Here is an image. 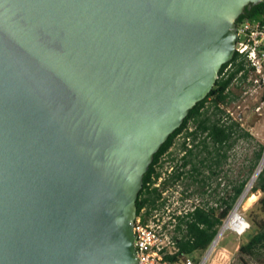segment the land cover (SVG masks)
Segmentation results:
<instances>
[{
    "label": "water",
    "instance_id": "obj_1",
    "mask_svg": "<svg viewBox=\"0 0 264 264\" xmlns=\"http://www.w3.org/2000/svg\"><path fill=\"white\" fill-rule=\"evenodd\" d=\"M262 1L0 0V264H138L144 176Z\"/></svg>",
    "mask_w": 264,
    "mask_h": 264
},
{
    "label": "trees",
    "instance_id": "obj_2",
    "mask_svg": "<svg viewBox=\"0 0 264 264\" xmlns=\"http://www.w3.org/2000/svg\"><path fill=\"white\" fill-rule=\"evenodd\" d=\"M264 13V1L258 5L251 4L244 14L237 20V26L245 19L259 18ZM231 64V65H230ZM244 59L235 53L233 59L222 66L218 79L207 97L192 108L183 124L176 129L154 155V160L144 176V186L137 199V216L145 208L144 220L155 211L162 210L167 204L163 189L170 184L174 186L180 182L185 184L186 195L207 192L209 179L220 175L228 160L229 152L240 137L249 138L250 134L243 130L236 120L227 115L224 106L238 99L239 90L247 84L251 74ZM264 100V93L260 96ZM240 133V134H239ZM179 142V143H178ZM179 146V156L173 148ZM264 147L256 153V164L250 173L257 168L263 157ZM166 163L174 164L168 178L156 187L159 179L164 175L163 167ZM252 175L250 174L240 184L234 187V193L227 199L223 198L218 210L217 206L196 205L187 214L178 217L177 231L180 236L174 238L180 248V254L192 258L196 263L200 260L195 254L205 253L212 245L224 220L234 209L237 201L244 193ZM194 190L192 191V188ZM262 193L257 202L258 213L250 219V230L247 232V242L239 248L241 264H264V167L248 195ZM168 259L174 260L175 256ZM205 264H209L207 259Z\"/></svg>",
    "mask_w": 264,
    "mask_h": 264
},
{
    "label": "rangeland",
    "instance_id": "obj_3",
    "mask_svg": "<svg viewBox=\"0 0 264 264\" xmlns=\"http://www.w3.org/2000/svg\"><path fill=\"white\" fill-rule=\"evenodd\" d=\"M235 90L238 93V99L223 107L227 113L225 116H229L230 119L236 120L240 123L241 128L248 132L250 137H240L237 140L233 149L229 152L228 160L223 166L220 175L209 179L207 192L203 195L195 194L188 197L189 194L186 195L184 193V188L186 186L183 182H180L175 186L170 182L167 188L163 189V197L167 198L166 206H168L172 213H177L182 209L191 210L196 205L217 206L219 210L223 198L227 199L232 196L234 193V187L240 184L250 174L252 175V172L250 173V171L256 164V153L260 151L261 147H264V100L261 99L258 94H254L249 85H244L242 90L237 88ZM258 107L261 108L260 111H257ZM228 111H230L233 116L228 115ZM243 113L244 115L241 119ZM173 150L175 155L179 156L181 154L178 145L175 146ZM263 157L257 168L253 171V175L244 191L245 193L248 186L251 184V180L257 172ZM172 167H174V164L169 163H166L163 167L162 171L164 174V180L168 178L167 175ZM251 189L245 196L243 203L239 208L240 215L247 222L246 229L241 233L233 229H227L220 240H218L217 245H213V250H211L213 246H210L205 253L195 254V257L200 261L203 259H209V264H241L239 260V248L243 243L247 242L246 234L251 227L250 219L253 215L256 216L259 212L256 204L262 196V193H255L256 199L250 200L253 195L252 194L248 197ZM193 190L194 187L192 188V191ZM242 195L237 203L242 198ZM237 203L235 207L237 206ZM231 213L227 219L224 220L219 232L222 231L221 229H223L222 227L230 217ZM191 258H194V256ZM250 262L251 264H256L252 259H250Z\"/></svg>",
    "mask_w": 264,
    "mask_h": 264
},
{
    "label": "built area",
    "instance_id": "obj_4",
    "mask_svg": "<svg viewBox=\"0 0 264 264\" xmlns=\"http://www.w3.org/2000/svg\"><path fill=\"white\" fill-rule=\"evenodd\" d=\"M236 30V53L252 70L245 85H249L254 94L261 96L264 93V13L259 18L243 20ZM228 115L233 116L230 111ZM163 180L164 175L159 179L156 187H160ZM188 211L182 209L172 213L168 206H165L162 210H155L145 221L144 208L141 214L136 216L134 230L138 264L206 263V259L196 263L191 257L180 254V248L174 240L176 236H180L177 231L178 217L187 214ZM169 256H175L176 259H168Z\"/></svg>",
    "mask_w": 264,
    "mask_h": 264
},
{
    "label": "bare ground",
    "instance_id": "obj_5",
    "mask_svg": "<svg viewBox=\"0 0 264 264\" xmlns=\"http://www.w3.org/2000/svg\"><path fill=\"white\" fill-rule=\"evenodd\" d=\"M264 167V157L263 160L257 170V172L255 173V175L253 176L252 180H251V184L248 186L246 193L242 196V198L240 199V201L237 203V206L235 207V209L233 210V212L231 213L230 217L228 218V220L226 221L223 229H221L222 231H220V236L217 239L216 243L218 242V240H220V238L223 236V233L226 232L227 229H233L236 230L238 232H243L244 229H246L247 226V222L242 218V216L240 215V211L239 208L243 203V200L245 198V196L247 195V193L249 192V190L251 189V187L253 186L255 180L257 179L258 175L260 174L261 170ZM251 199H256V195L253 194L250 198ZM216 245V244H215ZM214 245V246H215ZM214 247H212L211 250H213Z\"/></svg>",
    "mask_w": 264,
    "mask_h": 264
},
{
    "label": "flooded vegetation",
    "instance_id": "obj_6",
    "mask_svg": "<svg viewBox=\"0 0 264 264\" xmlns=\"http://www.w3.org/2000/svg\"><path fill=\"white\" fill-rule=\"evenodd\" d=\"M260 110H261V108H260V107H258V108H257V111H260Z\"/></svg>",
    "mask_w": 264,
    "mask_h": 264
}]
</instances>
